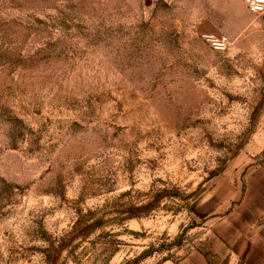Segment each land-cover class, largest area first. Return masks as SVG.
<instances>
[{
	"label": "rangeland",
	"instance_id": "1",
	"mask_svg": "<svg viewBox=\"0 0 264 264\" xmlns=\"http://www.w3.org/2000/svg\"><path fill=\"white\" fill-rule=\"evenodd\" d=\"M263 239L264 15L0 0V264H264Z\"/></svg>",
	"mask_w": 264,
	"mask_h": 264
},
{
	"label": "built area",
	"instance_id": "2",
	"mask_svg": "<svg viewBox=\"0 0 264 264\" xmlns=\"http://www.w3.org/2000/svg\"><path fill=\"white\" fill-rule=\"evenodd\" d=\"M247 9L255 15H264V0H243ZM213 49L220 52H227L232 47V41L229 37L220 35H208L205 37Z\"/></svg>",
	"mask_w": 264,
	"mask_h": 264
},
{
	"label": "crops",
	"instance_id": "3",
	"mask_svg": "<svg viewBox=\"0 0 264 264\" xmlns=\"http://www.w3.org/2000/svg\"><path fill=\"white\" fill-rule=\"evenodd\" d=\"M166 264H175V263L167 262ZM179 264H208V260L201 252L194 251L190 253L186 258H184V260L181 261Z\"/></svg>",
	"mask_w": 264,
	"mask_h": 264
}]
</instances>
